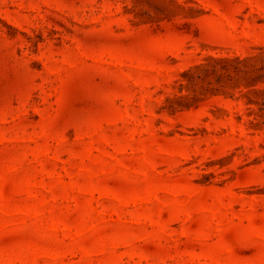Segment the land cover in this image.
<instances>
[{
    "label": "rangeland",
    "instance_id": "374dc122",
    "mask_svg": "<svg viewBox=\"0 0 264 264\" xmlns=\"http://www.w3.org/2000/svg\"><path fill=\"white\" fill-rule=\"evenodd\" d=\"M0 264H264V0H0Z\"/></svg>",
    "mask_w": 264,
    "mask_h": 264
}]
</instances>
